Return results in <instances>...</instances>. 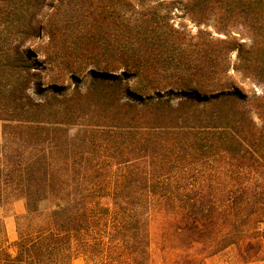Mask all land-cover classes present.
Segmentation results:
<instances>
[{"label": "trees", "instance_id": "1", "mask_svg": "<svg viewBox=\"0 0 264 264\" xmlns=\"http://www.w3.org/2000/svg\"><path fill=\"white\" fill-rule=\"evenodd\" d=\"M0 122V204L26 208L0 264H152L154 223L264 254L241 244L264 225V0H0Z\"/></svg>", "mask_w": 264, "mask_h": 264}, {"label": "rangeland", "instance_id": "2", "mask_svg": "<svg viewBox=\"0 0 264 264\" xmlns=\"http://www.w3.org/2000/svg\"><path fill=\"white\" fill-rule=\"evenodd\" d=\"M72 6V5H71ZM71 6H68L67 9L70 10ZM175 8L173 9L170 15L171 24H173L176 28L185 29L191 34H196L197 29L194 27L192 23L189 22L186 15L181 11V5L175 4ZM43 42L47 41V37L43 35ZM31 49L37 51L36 57L33 59L39 64L42 65L44 61V55L42 50L39 47L32 46ZM38 68H42L38 66ZM41 82L35 85L31 93L37 99H44L46 96L58 93L57 90L53 89L50 73L49 71L40 72ZM120 72H118V75ZM87 84V78L81 76L79 80L75 82V85L80 86V88L84 89ZM60 89H63L62 94H68L73 89V83L71 81H67L62 85H59ZM248 91H260V89L255 88L254 86L248 85L246 86ZM249 95H251L249 93ZM129 99H135L130 95H126ZM173 102L177 101V96L171 97ZM138 102L143 103L146 101L137 99ZM73 134H76V131H72ZM0 144H2V123L0 122ZM26 214L25 202L21 200L19 197L8 196L3 202L0 204V224L4 227L6 232V240L5 246L7 249L14 253L15 250L13 248V244L18 237V220ZM257 230L255 228H251L249 232L252 234L245 235L241 238V244L245 246L247 241H254L260 244L264 243L263 237L261 235L264 225L257 226ZM152 234V244H151V260L152 264H264V254H258L253 252L252 256L248 262H243L239 257V250L236 247L224 250L216 255L209 253V249L204 246H197V248H193L190 244L186 245L183 240V236L175 235L173 230L169 227L162 226L158 223H154L151 228ZM242 250V249H240ZM73 264H87L85 259L82 257H78L73 261Z\"/></svg>", "mask_w": 264, "mask_h": 264}]
</instances>
